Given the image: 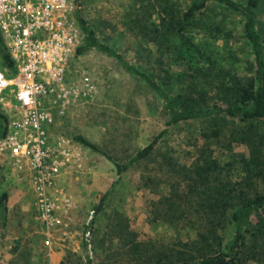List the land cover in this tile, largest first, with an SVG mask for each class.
I'll return each instance as SVG.
<instances>
[{
    "label": "trees",
    "instance_id": "trees-1",
    "mask_svg": "<svg viewBox=\"0 0 264 264\" xmlns=\"http://www.w3.org/2000/svg\"><path fill=\"white\" fill-rule=\"evenodd\" d=\"M261 2L129 0L125 24L136 45L144 50L155 46L158 51L153 71L138 69L109 46L105 37L101 40L104 33L96 32L75 6L74 18L82 34L76 57L90 50L112 57L158 96L166 120L124 163L112 160L80 135L73 136V141L111 160L116 175L160 158L159 165L166 168H157V173L169 177L161 189H155V178L146 177L141 183L157 195L149 203V213L161 226L160 235L168 233L171 240L136 239L128 222L122 223L116 212H110L114 221L109 234L121 242V248L108 260H99L91 246L93 258H89L83 240L85 264L94 257L97 264H264V30L256 20ZM69 67L75 72L68 80L80 75L75 62ZM0 72L6 78L15 74L1 33ZM6 94L3 91L0 98ZM93 98L76 99L66 112ZM12 118L0 102V138ZM192 122L201 124L200 145L191 137L187 149L170 152L168 146L160 151L170 130ZM0 159L12 177L8 153H0ZM116 183L92 205L87 224L92 238L98 219L111 220L107 208ZM6 214L7 193L2 190L0 231Z\"/></svg>",
    "mask_w": 264,
    "mask_h": 264
},
{
    "label": "rangeland",
    "instance_id": "rangeland-1",
    "mask_svg": "<svg viewBox=\"0 0 264 264\" xmlns=\"http://www.w3.org/2000/svg\"><path fill=\"white\" fill-rule=\"evenodd\" d=\"M128 1L77 0L75 6L78 5L84 19L96 32L104 33L100 34L101 40L105 37L103 40L109 46L138 69L150 68L153 71L158 51L155 46L144 50V47L136 45V39L125 24ZM256 20L264 30V0L257 8ZM75 65L80 72L87 74L95 87V95L90 101L71 106L58 120L60 125L52 131L53 134L69 139L80 135L112 160L126 162L163 128L166 117L161 110L160 99L141 79L127 73L116 60L102 52L90 50L79 55ZM157 80L161 81V78ZM0 102L8 116L16 117L9 88ZM200 125L192 122L170 130L160 151H165L168 146L170 152L177 148L187 149L190 145L188 138L191 137V141L200 145ZM77 145L83 154L81 168H67L57 179L58 187L71 203L68 210L60 215L66 225H60L50 232H46L38 222L28 180L20 176L18 178L21 180L15 182L13 176L9 178L6 165L0 159V193L2 190L7 193L6 221L0 231V264H51L53 254L60 256L61 264H85L81 250L83 240L89 248V258H93L95 251L96 258L108 260L110 254L117 253L121 248V242L109 234L113 227L110 223L114 221L113 212L122 223L128 222V229L136 232V239L154 240L159 237L163 242L171 240L168 233L160 235L162 228L152 221L153 216L149 213V203L157 195L141 183V180L150 177L155 178V189L165 186L169 177L166 174L162 176L163 172L157 173V168H166L159 165L162 160L152 158L116 175L111 160ZM114 181L118 183L114 185V194H111L107 208L111 220L98 219V229L92 238L91 232L87 231L93 214L92 205L110 189ZM22 206L23 211L20 210ZM96 258L90 264H97Z\"/></svg>",
    "mask_w": 264,
    "mask_h": 264
},
{
    "label": "built area",
    "instance_id": "built-area-1",
    "mask_svg": "<svg viewBox=\"0 0 264 264\" xmlns=\"http://www.w3.org/2000/svg\"><path fill=\"white\" fill-rule=\"evenodd\" d=\"M74 13V0H0V33L15 68L9 78L0 72V94L9 88L16 110L0 153L27 176L46 232L66 225L60 215L71 203L57 179L67 168L80 169L83 160L77 143L49 132L72 102L95 95L87 74L67 79L82 41Z\"/></svg>",
    "mask_w": 264,
    "mask_h": 264
},
{
    "label": "crops",
    "instance_id": "crops-1",
    "mask_svg": "<svg viewBox=\"0 0 264 264\" xmlns=\"http://www.w3.org/2000/svg\"><path fill=\"white\" fill-rule=\"evenodd\" d=\"M58 127V126H57ZM57 127H55V129H57ZM12 176H13V180L16 182V180H21V178H24V179H26V180H28V178H27V176L26 175H24V174H22L21 172H18V171H16L15 169H13V172H12ZM21 176V178L19 179L18 177H20ZM18 178V179H17ZM28 184H29V182H28ZM29 186H30V184H29ZM31 189V188H30ZM32 195H33V193H32ZM32 202H34V197L32 196ZM32 205L34 206L35 204L34 203H32ZM20 210L21 211H23L24 209H23V206L20 208ZM51 259V264H61L60 262H61V258H60V256L59 255H55V254H53V256L50 258Z\"/></svg>",
    "mask_w": 264,
    "mask_h": 264
}]
</instances>
